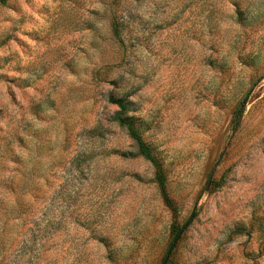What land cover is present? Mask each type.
<instances>
[{"label": "rangeland", "instance_id": "obj_1", "mask_svg": "<svg viewBox=\"0 0 264 264\" xmlns=\"http://www.w3.org/2000/svg\"><path fill=\"white\" fill-rule=\"evenodd\" d=\"M181 229L166 264H264V0H0V264H163Z\"/></svg>", "mask_w": 264, "mask_h": 264}, {"label": "trees", "instance_id": "obj_2", "mask_svg": "<svg viewBox=\"0 0 264 264\" xmlns=\"http://www.w3.org/2000/svg\"><path fill=\"white\" fill-rule=\"evenodd\" d=\"M114 34L118 39L120 37V29H119V22H114L113 24ZM113 103L117 104L120 108L118 113L115 116V119L121 124L127 127L130 136L135 140L137 143L138 149L140 154H142L147 160H149L154 168H155V179L159 185L161 194L169 206H174L173 200L171 199L168 189H167V177L163 166L161 165L158 158L155 156L153 147L148 144L139 133L138 129L135 127L132 119L130 116H126L125 113L129 110L128 104L122 99H112ZM246 108V101H243L239 109L236 111L233 124H232V132H235L239 129L242 118L244 115V111Z\"/></svg>", "mask_w": 264, "mask_h": 264}, {"label": "water", "instance_id": "obj_3", "mask_svg": "<svg viewBox=\"0 0 264 264\" xmlns=\"http://www.w3.org/2000/svg\"><path fill=\"white\" fill-rule=\"evenodd\" d=\"M191 218H193V216H192ZM188 224H189V221L184 225L183 228H185ZM182 232H183V229H181V230L178 232L177 236L175 237V239H174V241H173L171 247L169 248V250H168V252H167V255H166V257H165V261L163 262V264H166V262L168 261V259H169L170 255H171V253H172V251H173V249H174V247H175V245H176L178 239L180 238Z\"/></svg>", "mask_w": 264, "mask_h": 264}]
</instances>
